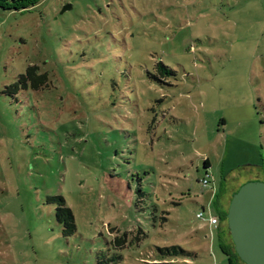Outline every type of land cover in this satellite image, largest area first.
Returning <instances> with one entry per match:
<instances>
[{"label":"rangeland","instance_id":"rangeland-1","mask_svg":"<svg viewBox=\"0 0 264 264\" xmlns=\"http://www.w3.org/2000/svg\"><path fill=\"white\" fill-rule=\"evenodd\" d=\"M4 1L0 264H245L208 219L264 182V0Z\"/></svg>","mask_w":264,"mask_h":264},{"label":"water","instance_id":"water-1","mask_svg":"<svg viewBox=\"0 0 264 264\" xmlns=\"http://www.w3.org/2000/svg\"><path fill=\"white\" fill-rule=\"evenodd\" d=\"M228 225L241 261L264 264V182L248 183L234 194Z\"/></svg>","mask_w":264,"mask_h":264},{"label":"trees","instance_id":"trees-1","mask_svg":"<svg viewBox=\"0 0 264 264\" xmlns=\"http://www.w3.org/2000/svg\"><path fill=\"white\" fill-rule=\"evenodd\" d=\"M0 8L4 10H9V11H25L26 10V7H17L14 5H9V3H6V1L4 0H0ZM37 70H38L37 67L28 68L26 74L21 76L19 85L22 86L23 88H28L30 85L34 89H38L42 85H45L44 82H47V76L42 75L38 77L39 79H36ZM158 71H159V74L162 76L174 75V72L169 67L163 65L162 63L159 64ZM19 85L15 86L16 90H20ZM209 169H210V162L206 161L205 166H204L206 175L208 174ZM55 200H59V203H60L59 208L57 209V218L59 222L63 223L65 226L64 233L66 235L73 234L76 231V224H75V219L72 214V211L68 207H66V202L63 198L55 199ZM217 215L220 221L228 220V212H225V211L220 212L218 210ZM121 242H124V240L117 238L116 241L114 242V247L116 246L120 247ZM222 249L224 250L226 254H228L231 257L230 264H238L237 259H234L233 255L229 252V250L226 248L224 244H222ZM190 255H191L190 252L185 251L181 247L173 246L171 248L161 249L160 258L155 260L157 261V263H154V264H175L174 262L177 260V258L181 256H190Z\"/></svg>","mask_w":264,"mask_h":264},{"label":"built area","instance_id":"built-area-1","mask_svg":"<svg viewBox=\"0 0 264 264\" xmlns=\"http://www.w3.org/2000/svg\"><path fill=\"white\" fill-rule=\"evenodd\" d=\"M202 184L203 186L206 188L210 185V181H209V175L207 174V177L202 180ZM204 213L205 210L197 215L198 219H203L204 218ZM208 223L209 226L211 228V230H217L220 227V220L217 214L214 213V211L211 209V206H209V219H208Z\"/></svg>","mask_w":264,"mask_h":264},{"label":"crops","instance_id":"crops-1","mask_svg":"<svg viewBox=\"0 0 264 264\" xmlns=\"http://www.w3.org/2000/svg\"><path fill=\"white\" fill-rule=\"evenodd\" d=\"M220 194H218V192L216 193V197L214 198V201L215 200H217V208H218V210L221 212V211H225V209H223V205H222V203H221V198H222V196L220 197L219 196ZM234 195V193L232 194V196ZM217 210V211H218ZM215 214H217V212H215ZM220 228V227H219ZM219 230L220 229H217V231H218V233H219ZM219 236H220V240H221V235H220V233H219ZM222 241V240H221Z\"/></svg>","mask_w":264,"mask_h":264}]
</instances>
